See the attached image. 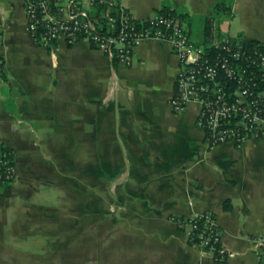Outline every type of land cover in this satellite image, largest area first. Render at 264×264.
I'll list each match as a JSON object with an SVG mask.
<instances>
[{"label": "crops", "instance_id": "obj_1", "mask_svg": "<svg viewBox=\"0 0 264 264\" xmlns=\"http://www.w3.org/2000/svg\"><path fill=\"white\" fill-rule=\"evenodd\" d=\"M120 1L139 19L164 4L188 13L199 44L204 16L220 38L264 42V0H233L230 17L214 14L218 0ZM0 58V154L10 149L17 169L0 184V264H216L176 221L201 211L234 254L225 264H264L250 241L264 236V137L207 146L199 105H170L180 68L170 42L141 41L129 66L86 40L46 48L26 0H0Z\"/></svg>", "mask_w": 264, "mask_h": 264}, {"label": "built area", "instance_id": "obj_2", "mask_svg": "<svg viewBox=\"0 0 264 264\" xmlns=\"http://www.w3.org/2000/svg\"><path fill=\"white\" fill-rule=\"evenodd\" d=\"M61 1L60 10L64 9ZM118 2L121 13L116 16L113 10ZM66 4L67 17L60 19L49 0H26L28 28L40 45L53 48L60 39L68 44L86 40L129 66L141 41L166 40L180 62L170 105L175 112L191 102L199 105L197 125L207 146L228 142L240 146L264 137V42L220 38L212 28L205 46L197 43L174 15L158 11L139 19L120 0H91L93 12L84 9L80 0H67ZM16 176L13 152L6 149L0 154V184L12 182ZM176 221L188 241L201 253L213 255L216 264L234 255L222 248V230L211 212H195ZM250 241L264 259V236H252Z\"/></svg>", "mask_w": 264, "mask_h": 264}, {"label": "trees", "instance_id": "obj_3", "mask_svg": "<svg viewBox=\"0 0 264 264\" xmlns=\"http://www.w3.org/2000/svg\"><path fill=\"white\" fill-rule=\"evenodd\" d=\"M50 1V6H51V10L55 13H59L60 12V5L58 4L60 0H49ZM121 4H119V2L116 4L115 9L113 10V13L116 16H119L121 13V8H120ZM232 7H233V0H218L214 7H213V11L214 14L219 15V14H223L226 17H230L232 16ZM160 13H164V14H169V15H174L177 16L178 18L181 19V21L183 22V20L188 16V13H183V12H178L177 10H172L170 9L167 5L164 4V6L161 8V10H159ZM211 33H212V27L211 24L208 21V17L204 16V24H203V31H202V39H201V44L207 46L210 42V38H211ZM252 43H257L258 40H252ZM0 76L4 79H7V71L5 68V61L0 58ZM3 150H6L8 148H2ZM10 150V149H9ZM233 208V204L230 200H226L224 202V209L226 211H230ZM219 264H225L224 261H220L218 262Z\"/></svg>", "mask_w": 264, "mask_h": 264}, {"label": "rangeland", "instance_id": "obj_4", "mask_svg": "<svg viewBox=\"0 0 264 264\" xmlns=\"http://www.w3.org/2000/svg\"><path fill=\"white\" fill-rule=\"evenodd\" d=\"M195 25L194 26H196V25H198V26H200V30H202V21L199 19V18H195L194 19V22H193ZM225 24V26L226 27H228V31H229V34L230 35H237V29H238V25L236 24V23H231V22H228V20L227 21H225L224 22ZM223 25V26H224ZM193 26V27H194ZM222 26V25H221ZM218 26H216V28H217ZM217 31V30H216ZM221 37H223V38H226L227 36L226 35H223V36H221ZM67 171L68 172H74V170H73V164H68V166H67Z\"/></svg>", "mask_w": 264, "mask_h": 264}]
</instances>
